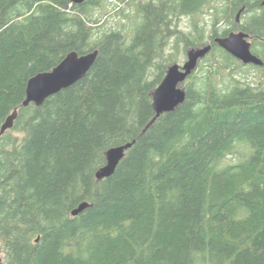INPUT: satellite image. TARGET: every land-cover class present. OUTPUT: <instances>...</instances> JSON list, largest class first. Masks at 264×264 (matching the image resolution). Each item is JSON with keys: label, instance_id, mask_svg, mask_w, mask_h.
I'll list each match as a JSON object with an SVG mask.
<instances>
[{"label": "trees", "instance_id": "trees-1", "mask_svg": "<svg viewBox=\"0 0 264 264\" xmlns=\"http://www.w3.org/2000/svg\"><path fill=\"white\" fill-rule=\"evenodd\" d=\"M260 3L0 0V127L17 108L0 136L3 264H264ZM205 6L209 22L179 28ZM112 11L123 22L105 26ZM234 30L249 34L263 61L249 65L261 72L257 83L240 77L245 65L214 41ZM207 43L183 83L184 101L146 127L179 45L185 53ZM95 49L84 77L21 106L29 77L70 51ZM126 142L114 172L97 180L106 151ZM238 145L249 151L222 165Z\"/></svg>", "mask_w": 264, "mask_h": 264}, {"label": "water", "instance_id": "water-1", "mask_svg": "<svg viewBox=\"0 0 264 264\" xmlns=\"http://www.w3.org/2000/svg\"><path fill=\"white\" fill-rule=\"evenodd\" d=\"M72 3L80 4L84 0H70ZM264 5V0H261ZM241 8L236 14V21L239 20ZM214 41L239 60L242 64H252L262 66L263 61L251 52V42L248 33L239 31H230L225 36H217ZM211 44L207 43L199 47H189L186 50V60L179 64L178 62L170 63L166 69L160 83L152 92V107L155 116L146 125L148 127L153 123L156 117L174 110L180 103L184 101L185 89L183 83L187 77L196 69L198 62L205 57L210 51ZM98 50L78 54L76 51L68 52L63 59L52 69L40 71L29 77L25 86V97L21 102V106H28L33 103L36 106L41 105L44 100L52 94L57 93L61 89L67 88L80 80L93 65ZM17 117V108L5 118L0 127V136L13 126ZM132 145V142L113 146L106 151V163L99 167L95 172L97 180L109 177L115 170L119 161L124 157L125 150ZM88 204L80 203L71 212L76 215L81 212ZM0 264L1 262L0 257Z\"/></svg>", "mask_w": 264, "mask_h": 264}, {"label": "rangeland", "instance_id": "rangeland-1", "mask_svg": "<svg viewBox=\"0 0 264 264\" xmlns=\"http://www.w3.org/2000/svg\"><path fill=\"white\" fill-rule=\"evenodd\" d=\"M131 10L133 11V7L131 8ZM131 10L128 9L129 12H131ZM113 14H114V12L112 11V12H110V14L107 15L108 18L106 19L105 26L113 25L114 27H116L117 25L121 24V22H123V17L120 14H117L114 16H113ZM192 18L198 19L199 21H202V22H204L205 20H207V22H209V19H210L209 6H205L203 8V11L196 16L181 17L178 20L179 28L182 30H187L190 26ZM225 27H227V26H225ZM234 31H237V30H234ZM170 51H172L171 45H169L166 49L167 53ZM176 59H177L176 62H178L179 64H182L186 60V52L185 53L183 52L182 45H179L178 51L176 52ZM244 65H245V67L243 68L244 70L241 73H239L238 75H240V77L244 78L245 80L249 81L250 83L259 82V80L261 79V72L259 70H257L256 68L249 66L252 64H244ZM253 66H255V65H253ZM263 81H264V79H263ZM248 151L249 150H248L247 146L238 145L236 147L235 151L232 154L228 155L224 159V161L222 162V165H224L226 163H233V162L238 161L239 159L242 158V155ZM0 257H1V259L3 257V253L1 252V250H0Z\"/></svg>", "mask_w": 264, "mask_h": 264}, {"label": "bare ground", "instance_id": "bare-ground-1", "mask_svg": "<svg viewBox=\"0 0 264 264\" xmlns=\"http://www.w3.org/2000/svg\"><path fill=\"white\" fill-rule=\"evenodd\" d=\"M197 69V68H196ZM242 89V88H241ZM247 91V90H246ZM22 107H24V106H22ZM150 126V125H149ZM144 129H145V127H144ZM144 131V130H143Z\"/></svg>", "mask_w": 264, "mask_h": 264}]
</instances>
